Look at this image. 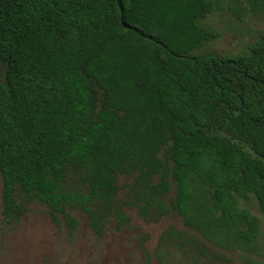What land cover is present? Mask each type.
Returning a JSON list of instances; mask_svg holds the SVG:
<instances>
[{
	"label": "trees",
	"instance_id": "1",
	"mask_svg": "<svg viewBox=\"0 0 264 264\" xmlns=\"http://www.w3.org/2000/svg\"><path fill=\"white\" fill-rule=\"evenodd\" d=\"M228 3L264 15V0ZM220 7L0 0L1 223L41 202L70 227L80 207L102 235L129 222L125 205L182 219L158 237L161 264H223L222 251L260 264V220L239 201L264 214V31L241 53L197 52Z\"/></svg>",
	"mask_w": 264,
	"mask_h": 264
},
{
	"label": "rangeland",
	"instance_id": "2",
	"mask_svg": "<svg viewBox=\"0 0 264 264\" xmlns=\"http://www.w3.org/2000/svg\"><path fill=\"white\" fill-rule=\"evenodd\" d=\"M218 1L221 7L200 20L202 25L217 31L218 36L197 52L230 55L246 51L264 31V15H246L240 19L232 14L228 0ZM128 182L120 175V203L126 192L122 185ZM239 206L260 220L257 258L264 264V214L259 212L252 196L247 201L240 200ZM1 208L0 176V264H161L153 254L160 233L169 227L186 228L174 213L152 222L139 216L135 208L123 205L129 222L115 229L114 222L110 221L106 231L97 235L80 207L68 210L75 219L74 227H70L63 217H59L58 222L53 221L49 208L41 202H31L19 221L12 224L1 223ZM222 253L227 258L223 264H241L235 254ZM171 263L170 259L162 261V264Z\"/></svg>",
	"mask_w": 264,
	"mask_h": 264
},
{
	"label": "water",
	"instance_id": "3",
	"mask_svg": "<svg viewBox=\"0 0 264 264\" xmlns=\"http://www.w3.org/2000/svg\"><path fill=\"white\" fill-rule=\"evenodd\" d=\"M122 24L125 26V27H130L126 22H124L123 20H122Z\"/></svg>",
	"mask_w": 264,
	"mask_h": 264
}]
</instances>
